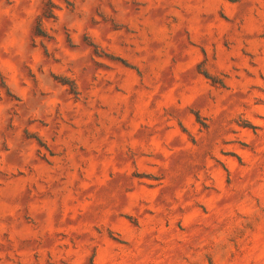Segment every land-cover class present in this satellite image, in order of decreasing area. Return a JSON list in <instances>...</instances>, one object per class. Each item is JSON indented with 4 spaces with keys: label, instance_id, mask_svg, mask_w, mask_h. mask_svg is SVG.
Returning <instances> with one entry per match:
<instances>
[{
    "label": "rangeland",
    "instance_id": "rangeland-1",
    "mask_svg": "<svg viewBox=\"0 0 264 264\" xmlns=\"http://www.w3.org/2000/svg\"><path fill=\"white\" fill-rule=\"evenodd\" d=\"M0 0V264H264V0Z\"/></svg>",
    "mask_w": 264,
    "mask_h": 264
},
{
    "label": "trees",
    "instance_id": "trees-1",
    "mask_svg": "<svg viewBox=\"0 0 264 264\" xmlns=\"http://www.w3.org/2000/svg\"><path fill=\"white\" fill-rule=\"evenodd\" d=\"M49 14H48V16H50L51 15V13H52V10H51V8H52V4H51V2H50V0H49Z\"/></svg>",
    "mask_w": 264,
    "mask_h": 264
}]
</instances>
